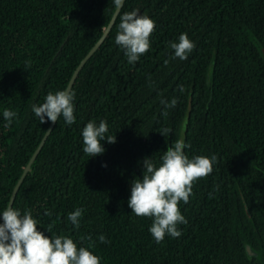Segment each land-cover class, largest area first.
I'll return each mask as SVG.
<instances>
[{"label": "trees", "instance_id": "16d2710c", "mask_svg": "<svg viewBox=\"0 0 264 264\" xmlns=\"http://www.w3.org/2000/svg\"><path fill=\"white\" fill-rule=\"evenodd\" d=\"M116 7L0 0V113H17L8 127L0 114V209L50 126L11 205L30 210L45 235L71 236L100 264H264V0H123L69 87L75 121L41 123L31 105L66 88ZM132 9L155 26L149 49L129 64L114 37ZM181 32L195 42L184 60L167 46ZM173 97L165 109L161 99ZM90 119L105 120L115 137L94 157L80 136ZM180 138L189 157L214 154L216 162L192 183L188 202H178L181 235L156 242L151 217L128 207L130 183L145 157L158 160ZM77 207L74 228L67 213Z\"/></svg>", "mask_w": 264, "mask_h": 264}, {"label": "clouds", "instance_id": "9594fccd", "mask_svg": "<svg viewBox=\"0 0 264 264\" xmlns=\"http://www.w3.org/2000/svg\"><path fill=\"white\" fill-rule=\"evenodd\" d=\"M119 7L121 0H113ZM155 22L147 15L140 14L137 9L126 11L120 16L118 31L114 42L124 52L129 64L139 61L141 54L150 47L149 36ZM173 50L172 57L184 60L195 46L187 33L181 32L175 41L167 45ZM183 91V85H178ZM74 93L69 89L49 91L43 102L33 103L31 110L41 123L57 121L62 116L65 125L75 121ZM165 109L174 107L177 99L170 102L161 99ZM3 126L8 127L17 113L11 108H4L2 113ZM164 129L162 135L167 132ZM108 125L105 120H88L80 129L82 149L89 157L104 152L102 141L114 142L115 137L106 135ZM183 138L175 140L167 146L159 159L151 157L142 160V174L134 177L130 183L128 207L137 216L151 217L149 233L156 242L165 235L178 238L181 231L179 224L186 223L184 215L178 208V202H188L192 191V183L212 171L216 162L213 155H193L189 157L183 149L187 148ZM83 208L77 207L67 213V220L74 228H78ZM40 222L30 210L23 212L20 208L7 206L0 209V264H100L101 257L88 247L79 246L69 235H45L38 229ZM47 231V230H46ZM48 232V231H47ZM105 236L99 235V241L105 242Z\"/></svg>", "mask_w": 264, "mask_h": 264}, {"label": "water", "instance_id": "95a60500", "mask_svg": "<svg viewBox=\"0 0 264 264\" xmlns=\"http://www.w3.org/2000/svg\"><path fill=\"white\" fill-rule=\"evenodd\" d=\"M122 2H123V0H121V4H122ZM121 4L119 5V7H116V9H115V11H114V13H113V15H112L110 21L108 22L107 27L105 28L103 34H102V35L100 36V38L96 41V43H95V44L89 49V51H88V52L86 53V55L80 60V62H79V64L77 65V67L74 69V71H73V73H72V75H71V78L69 79L68 84H67V86H66V89H69V87L71 86V84H72V82H73V80H74V77L76 76L77 72L79 71V69H80V67L82 66V64L84 63V61H85V60L87 59V57L92 53V51L98 46V44L102 41V39H103L104 36L106 35L108 29H109L110 26L112 25V22H113V20H114V18H115V16H116V14H117V12H118V10H119ZM49 127H50V126H49ZM49 127H48L47 131L45 132V134L43 135V137L41 138V140H40L39 144L37 145L36 149L33 151V153H32V155H31L30 159L28 160V162H27V164H26V166H25V168H24V170H23V173L21 174V176H20V178L18 179V181H17L15 187L13 188L7 206H9V205L11 206V205H12V201H13V198H14V196H15L16 189H17V187H18V184H19V182L21 181V179H22V177H23L25 171L29 168V165H30L32 159L34 158L35 154L38 152L39 148H40V147L42 146V144L44 143V141H45V139H46V136H47V132H48V130H49ZM245 248H246V251H247V253H248L249 255H255V254H256V252L253 251V250L251 249V247H250L248 244H246Z\"/></svg>", "mask_w": 264, "mask_h": 264}]
</instances>
